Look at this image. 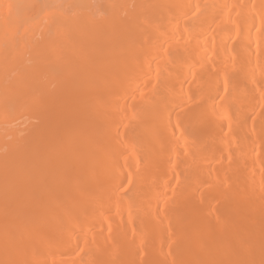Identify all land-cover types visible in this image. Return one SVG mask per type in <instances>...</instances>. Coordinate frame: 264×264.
I'll use <instances>...</instances> for the list:
<instances>
[{"label":"bare ground","instance_id":"obj_1","mask_svg":"<svg viewBox=\"0 0 264 264\" xmlns=\"http://www.w3.org/2000/svg\"><path fill=\"white\" fill-rule=\"evenodd\" d=\"M0 264H264V0H0Z\"/></svg>","mask_w":264,"mask_h":264}]
</instances>
